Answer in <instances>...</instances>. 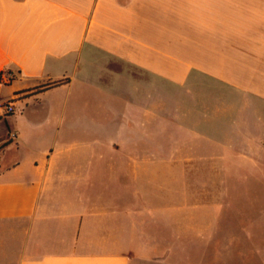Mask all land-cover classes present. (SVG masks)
<instances>
[{
    "label": "crops",
    "instance_id": "0c3cea01",
    "mask_svg": "<svg viewBox=\"0 0 264 264\" xmlns=\"http://www.w3.org/2000/svg\"><path fill=\"white\" fill-rule=\"evenodd\" d=\"M194 74L238 115L226 127L264 145V0H0V102L14 107L0 120V264L144 263L141 220L162 216L131 180L147 157L114 140L81 154L68 124L123 94L144 99L140 118L123 100L127 128L145 124L164 82Z\"/></svg>",
    "mask_w": 264,
    "mask_h": 264
},
{
    "label": "rangeland",
    "instance_id": "374dc122",
    "mask_svg": "<svg viewBox=\"0 0 264 264\" xmlns=\"http://www.w3.org/2000/svg\"><path fill=\"white\" fill-rule=\"evenodd\" d=\"M197 76L179 87L164 82L146 123L131 129L122 119V102L130 100V113L140 118L143 97L123 94L113 102L105 95L108 108L116 104L123 111L107 112L95 101L94 112L78 113V121L68 124L67 139L80 142L81 154L105 155L103 145L88 146L114 140L122 156L132 150L147 157L131 180L140 203L155 205L162 216L141 220L148 257L140 264H264V145L246 138L251 130L226 127L238 115H220L228 106L221 104L218 86ZM255 117L264 124L263 109ZM258 132L264 143V128Z\"/></svg>",
    "mask_w": 264,
    "mask_h": 264
},
{
    "label": "built area",
    "instance_id": "2783aa9c",
    "mask_svg": "<svg viewBox=\"0 0 264 264\" xmlns=\"http://www.w3.org/2000/svg\"><path fill=\"white\" fill-rule=\"evenodd\" d=\"M8 78H10V76L8 74H5L4 80L7 81ZM13 113H14V107L12 104L0 102V120Z\"/></svg>",
    "mask_w": 264,
    "mask_h": 264
},
{
    "label": "trees",
    "instance_id": "16d2710c",
    "mask_svg": "<svg viewBox=\"0 0 264 264\" xmlns=\"http://www.w3.org/2000/svg\"><path fill=\"white\" fill-rule=\"evenodd\" d=\"M58 84H61V82L46 84L42 88H37V90L39 91V90H42V89H48V88H51L53 86H57Z\"/></svg>",
    "mask_w": 264,
    "mask_h": 264
}]
</instances>
